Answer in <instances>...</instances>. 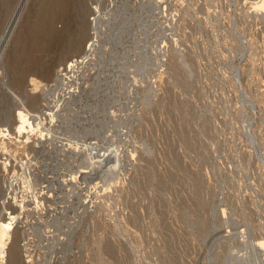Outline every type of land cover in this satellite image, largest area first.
<instances>
[{
	"label": "rangeland",
	"instance_id": "obj_1",
	"mask_svg": "<svg viewBox=\"0 0 264 264\" xmlns=\"http://www.w3.org/2000/svg\"><path fill=\"white\" fill-rule=\"evenodd\" d=\"M246 2L0 0V217L25 264L264 260V10ZM40 20L85 35L31 55L33 106L15 74ZM18 108L42 116L22 135Z\"/></svg>",
	"mask_w": 264,
	"mask_h": 264
},
{
	"label": "bare ground",
	"instance_id": "obj_2",
	"mask_svg": "<svg viewBox=\"0 0 264 264\" xmlns=\"http://www.w3.org/2000/svg\"><path fill=\"white\" fill-rule=\"evenodd\" d=\"M247 4L250 5L251 11L252 10H254V11L259 10L260 11L261 9L264 10V0H252V1L250 0V2H246V5ZM44 17H42V18L44 19ZM41 20H40V24L36 27L35 31L29 37L30 39L28 40V42L24 46V49H25L26 53L28 54V55L26 54V56H29V58L27 59V64H28L27 68L23 73H16L15 74V85H18V87H20L24 91L25 96H26L25 98L27 100H29V102H31V104L33 106L40 104V101H42V102L46 101V99L49 97V93L47 91H44L43 94L42 93L39 94L40 89H42L44 87V85L42 86V82L36 80L33 77H31L29 79L30 76H32L34 73H36L38 70H40L43 67L40 63L41 60H39V59H37L31 55L37 54L39 52H44L45 50H49L50 52L55 51L58 55H59V53H61V51L69 52V49L71 48L70 47L71 43L76 42L74 40L84 38V35H85L84 30L80 26H78L74 29L69 28L67 31H64L65 33L63 32V34H56V33H54V31L50 27H48V25H46V23H44V20H43V22H41ZM73 44H72V46H73ZM71 50H72V48H71ZM44 73L49 74L50 69L46 68ZM54 76H56V75H54ZM15 115H16V118L14 120V121H16L15 125L16 126L18 125L16 127L17 128V133H16L17 135H22V134L26 133V130L33 126L34 121L35 122L39 121V120H41V117H42L40 114V115H38V117L34 118L33 122H32L31 119H28V115L26 114V112H24L23 110H21L19 108L17 109ZM7 125H8L7 123L2 124L3 127L4 126L8 127ZM7 133H8V130L2 131V136L8 137ZM0 146H1L0 147V158H2L3 156L8 154V148L5 145V141H3L2 145H0ZM111 170H113V169H111ZM1 215H2V213H1ZM7 221L8 220H5V218L3 219V217H0V256H1V259H4V257H5V256H3L4 253L6 252V250L7 251L9 250L10 260H8L6 258L9 261L8 264H25L26 262L24 259V255H25L24 253H25V250H27V249H25V247L21 248L19 246L20 235H19L18 231H17L18 234L14 235L15 237H14V239H12L11 233L13 230H16V229L15 228L13 229V223H9ZM8 242H11L10 243L11 246L9 247V249H8ZM258 243L259 244H257V247H256V249L258 248V253L256 254V257L262 258V257H264V240L260 241V242L258 241ZM260 261L261 260H259L258 262L260 263ZM32 263H34V262L29 261V263H27V264H32ZM240 264H245L244 258H241ZM261 264H264V260L261 261Z\"/></svg>",
	"mask_w": 264,
	"mask_h": 264
}]
</instances>
